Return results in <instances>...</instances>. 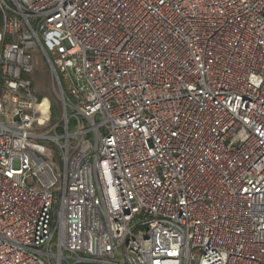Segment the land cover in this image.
Segmentation results:
<instances>
[{"label": "built area", "instance_id": "obj_1", "mask_svg": "<svg viewBox=\"0 0 264 264\" xmlns=\"http://www.w3.org/2000/svg\"><path fill=\"white\" fill-rule=\"evenodd\" d=\"M0 264H264V0H0Z\"/></svg>", "mask_w": 264, "mask_h": 264}, {"label": "rangeland", "instance_id": "obj_2", "mask_svg": "<svg viewBox=\"0 0 264 264\" xmlns=\"http://www.w3.org/2000/svg\"><path fill=\"white\" fill-rule=\"evenodd\" d=\"M33 63L35 66V71L31 75V78L37 89V94L49 101L51 106V124H56L61 117V108L54 92L49 65L45 61L44 57L37 52L34 54ZM48 146L52 147L50 144ZM52 157L56 158L58 157V154H54Z\"/></svg>", "mask_w": 264, "mask_h": 264}]
</instances>
